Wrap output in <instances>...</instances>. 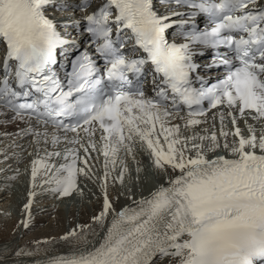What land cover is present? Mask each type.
Instances as JSON below:
<instances>
[{
    "label": "snow or ice",
    "instance_id": "obj_1",
    "mask_svg": "<svg viewBox=\"0 0 264 264\" xmlns=\"http://www.w3.org/2000/svg\"><path fill=\"white\" fill-rule=\"evenodd\" d=\"M174 2L193 11L158 14L154 0H80L73 10L87 13L84 23L60 25L76 30L69 38L49 17L50 10L67 11L66 4L0 0V115L63 132V138L53 134L51 145H79L85 154L45 149L32 161L33 187L43 169L44 183L55 185L51 191L71 196L77 177L91 171L89 149L104 157L102 207L91 218L98 230L90 224L71 229L60 237L69 250L49 264H264V128L257 136L256 124L248 123L264 124V0ZM185 15L178 25L172 19ZM197 16L204 18L203 29ZM204 50L213 58L201 74L193 57ZM66 66L71 70L61 74ZM220 69L222 75L209 78ZM149 72L153 95L145 88ZM213 109L223 139L208 129L182 135V127L206 123L199 118ZM226 115L232 131L225 130ZM26 131L33 133L32 127ZM97 131L99 150L91 139ZM34 134L49 143L46 132ZM137 151L147 154L154 183L139 199L129 188L124 195L131 203L117 208L108 194L109 165L116 171L119 162L115 179L123 185L125 159L135 161ZM53 157L65 163L46 162ZM34 195L29 193L26 210Z\"/></svg>",
    "mask_w": 264,
    "mask_h": 264
},
{
    "label": "bare ground",
    "instance_id": "obj_2",
    "mask_svg": "<svg viewBox=\"0 0 264 264\" xmlns=\"http://www.w3.org/2000/svg\"><path fill=\"white\" fill-rule=\"evenodd\" d=\"M74 1L77 3L78 0ZM63 4L69 6L68 3ZM169 7L172 8V5L170 4ZM71 9L72 8L67 7V11H60V15L55 17H60L62 20L67 19L68 16L66 15L69 14ZM169 12L170 11H165L163 14ZM176 18H179V16H176ZM176 18H173V20L179 21V19ZM170 31L173 32L172 29ZM220 110L227 112V109L224 108ZM216 113L217 110L207 115V117L200 118L202 120L206 119L207 122L200 124L193 129L186 130L182 127V135L190 136L194 132L207 134L203 132V129H208V132L216 131L218 138L223 139L222 137H219L220 120ZM230 120L231 118L226 115L224 120L226 131L234 130ZM172 123L183 124V121L173 120ZM248 123L256 124V134L259 136L261 129L264 128V124H257L251 119H248ZM213 125H215V127H213ZM237 126L241 128L242 132L245 133V136L248 135V133H246L247 125L245 124L244 119L238 120ZM29 127H32L33 129V133L31 134L26 131ZM36 132H46L49 143L45 144V137L43 135L37 137L34 134ZM53 134L58 135L61 138L65 135L48 128L38 127L33 123L29 124L24 121L12 120L11 115L8 113L0 115V264H49L50 259L62 255L69 250L70 246L60 240V237L68 233L71 229L77 228V226L81 224H90L92 225V228L98 230V226L92 224L91 219L94 215L99 213L102 207L103 197L101 196L103 194H99L100 196H98V189L97 191L95 190L96 195H93L94 197L91 199L83 198L84 200L82 204L76 208L74 207V202L77 201V197H80V190H82L79 187H77V190L72 197L68 196V199L62 200L63 197H60L51 191V189L55 187L54 184H46L43 188H41V185L39 188H35V191L33 190L35 193L34 196L41 202V205L36 206V208L38 207L37 209L34 207L31 208L28 215L25 211L19 213V216L15 213L16 209L20 210L21 208L15 197L14 187L12 186L16 183L15 186L19 188V183L21 184L24 180L29 178L32 161L38 156L44 157L45 149L49 152L60 151L62 155L66 148L79 149V157L83 158L82 156L84 155V152L83 149H80L79 145L61 142L53 147L51 145V137ZM80 135L86 142L88 137L84 136V133H81ZM67 136L73 138L76 134H69ZM99 137L100 134L96 132L95 136L91 138L96 142L98 150L102 146V141H100ZM228 139L231 141L234 138L230 135ZM37 141H39V143H37ZM89 152H94L96 154V156H91V159H89L92 179L89 174L87 176L79 175L77 177V185L80 181H85L86 183L91 184V186L94 185L96 187V182L98 181L97 177H101V171H104V157L100 151H92L89 149ZM120 156L123 157L124 153L121 152ZM129 160H131V171L135 170L136 173L131 172V178L126 176L124 177V181L126 180L125 183L127 181L133 183L132 185L134 186H132L131 189L136 194V199H139L141 192H143V195L148 194V188L154 183V181L152 178L151 182H148V180H146V177H148L147 175L144 178L139 176L138 182L137 168L141 169V171L143 170L142 172H147L148 170H146L144 165L148 166L151 162L147 154L140 151H137L135 161H133L131 156L126 157L125 163L128 166ZM46 162L54 163L56 165H60L62 162L65 163L62 157H53L51 161ZM117 164L119 165V162ZM77 166L84 167L80 160H78ZM38 175L40 178H43L44 181L48 179V175L45 174L43 169H41ZM139 175H141L140 172ZM127 177L130 179L127 180ZM98 183L99 182H97V187L99 186ZM37 190L38 192H36ZM127 191L126 189H123V187L121 189L118 188L117 191L114 183H112V176L110 175L108 179V194L109 198L117 208L131 203V201L125 198L124 194L127 193ZM44 192L46 193L43 194ZM45 201L48 203L42 204ZM23 221L28 222L29 226L27 228L24 227L22 223ZM21 250L25 253H31V255L18 256L16 253Z\"/></svg>",
    "mask_w": 264,
    "mask_h": 264
},
{
    "label": "rangeland",
    "instance_id": "obj_3",
    "mask_svg": "<svg viewBox=\"0 0 264 264\" xmlns=\"http://www.w3.org/2000/svg\"><path fill=\"white\" fill-rule=\"evenodd\" d=\"M49 15L51 16V17H55V16H59L60 14H59V12L58 13H56V12H54V11H51L50 10V12H49ZM57 18V17H56ZM57 20H59V17H58V19ZM246 133H248V132H246ZM244 135H245V133H243ZM249 134V133H248ZM90 153V158L89 159H91V156H96V154L93 152V153H91V152H89ZM146 154V153H145ZM85 155V154H84ZM84 155L82 156V157H84ZM131 160H129V162H128V164H129V166L128 167H130L131 165ZM62 163H64V162H62ZM61 163V164H62ZM148 165V164H147ZM80 167V166H79ZM144 167L146 168V170H148L147 172L146 171H144V172H142V171H140V174L141 175H139L140 177H142V178H144V177H146L147 175H148V177H146L147 179L146 180H148V182H151V179L153 178V170H152V168H151V163H150V165H148V166H146V165H144ZM119 168V169H118ZM131 168L132 167H130L129 168V171L127 172V173H125V176L124 177H126V176H132V174H131V172H133V173H136L135 172V170L134 171H131ZM109 170H110V175L112 176V183H114V185H115V187H116V190L118 191V188H122L123 187V189H126V191H127V189L128 188H131L132 186H134V185H132L133 183L131 182V181H127L126 183H125V181H124V184L123 185H121L118 181H116V176L118 175V172H119V170H120V165H118L117 164V170L116 171H111V166L109 165ZM96 171V170H95ZM102 172V176L101 177H97V179H98V181L97 182H99L98 183V187H97V182H96V187L94 186V185H92L91 186V184H89V183H86L85 181H80V183H78V187L80 188V189H82V190H80V197L78 198L77 197V201H75L74 202V207H76V208H78L79 207V205H81L82 204V202H83V198H88V199H91L92 197H94L95 195H96V191H97V189H98V191H97V195L98 196H100L101 194H103V192H101L102 191V188H101V184H102V182H103V180H102V177H103V172L104 171H101ZM130 173V174H129ZM90 176H91V179H92V175H91V172H89L88 173ZM98 176V175H97ZM48 177V176H47ZM129 177H127L126 179L127 180H129L130 178ZM29 178L30 179H32L31 178V174L29 175ZM27 179V180H24L21 184L19 183V188H17L16 186H15V184L12 186V187H14V190L16 191H14V193H15V197H16V199L18 200V204L20 205V210H17L16 209V211H15V213L19 216V213H21L22 211H25L26 212V214L28 215L29 214V212H30V210H31V208H35V209H37L36 208V206H39V205H41V202L39 201V200H37V198L35 197V196H33L32 197V204H31V208L29 209V210H26L25 209V205L26 204H28V202H29V193L31 192V193H34V191H35V188H39L41 185V188H43V187H45L46 186V183H44V179L43 178H40V176L39 175H37V178H36V181H35V184H36V186L35 187H33V181L32 180H30V179ZM41 179V180H40ZM100 179V180H99ZM27 181V182H26ZM37 182V183H36ZM43 183V184H42ZM39 184V185H38ZM131 186H130V185ZM128 185H129V187H128ZM16 187V188H15ZM34 190V191H33ZM91 190H93V191H91ZM96 190V191H95ZM44 191H46V190H44ZM94 191H95V194H94ZM36 192H38V190L36 191ZM89 192V193H88ZM100 192V193H99ZM46 192H44L43 194H45ZM92 193V194H91ZM100 194V195H99ZM94 195V196H93ZM90 197V198H89ZM101 197H103V195L101 196ZM79 199V200H78ZM37 201V202H36ZM77 202H81V203H77ZM46 203H48V202H43L42 204H46ZM20 211V212H19Z\"/></svg>",
    "mask_w": 264,
    "mask_h": 264
}]
</instances>
